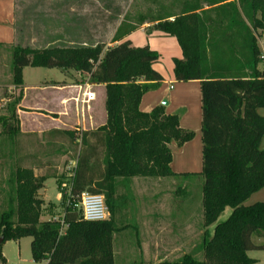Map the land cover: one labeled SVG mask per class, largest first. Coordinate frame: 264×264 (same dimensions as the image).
I'll list each match as a JSON object with an SVG mask.
<instances>
[{
  "label": "trees",
  "instance_id": "obj_1",
  "mask_svg": "<svg viewBox=\"0 0 264 264\" xmlns=\"http://www.w3.org/2000/svg\"><path fill=\"white\" fill-rule=\"evenodd\" d=\"M226 1L214 0L215 4ZM239 3L244 15L234 10V18L219 40L194 36L187 18L160 22L155 27L176 37L183 50V58L174 60L175 79L202 83L204 148L203 171L198 177L204 178L207 228L195 253L159 264H256L249 252L264 251V244L253 242L254 238L264 239V203L246 206L264 189V116L259 114L264 109V71L260 69L264 52L258 33L264 32V0ZM137 30L122 24L114 39L120 44L107 50L101 45L44 51L14 48L12 71L17 87L24 85L23 72L29 67L73 70L90 76L91 85L106 86L108 120L100 129L104 136H97V144L104 148L105 170L101 175L99 164L93 162L96 153L83 149L87 140L83 137L70 193L60 185L65 207L62 221L42 222L44 201L38 192L43 181L31 171L14 169L6 182L7 210L0 216V239L4 240L1 264H8L3 246L23 238H32V256L37 263L116 264L113 242L119 229L112 219L85 221L82 211H77L82 194L103 195L112 214L124 202L116 198L118 186L130 191L136 177H178L171 169L169 146L175 142L182 148L195 133L181 128L184 111L167 115L164 107L149 114L139 110L143 97L158 90L164 78L154 70L159 53L124 41ZM21 99L12 101L10 118L0 119L3 133L13 138L19 130L17 107ZM1 154L0 135V159ZM227 209L232 214L217 224Z\"/></svg>",
  "mask_w": 264,
  "mask_h": 264
},
{
  "label": "crops",
  "instance_id": "obj_2",
  "mask_svg": "<svg viewBox=\"0 0 264 264\" xmlns=\"http://www.w3.org/2000/svg\"><path fill=\"white\" fill-rule=\"evenodd\" d=\"M21 1L23 0H0V119L10 118L12 101L22 96L17 107L19 130L14 138L3 133V126L0 121L2 143L0 195L7 196L6 182L12 171L19 168L31 171L36 178L43 181L38 192L41 200L47 203L55 202L57 205L62 204L63 193L60 185L62 184L66 189L69 184L68 193H70L73 171L77 162L76 160L71 162L74 168L66 166V170H71V172L61 176L62 179L59 178V180L54 175H47L46 172L62 170L59 165L61 164L60 157L62 160L66 159L68 154H71L72 150L79 146L78 144H81L79 146V150H81L83 137L87 139L83 149L96 153V160H93V162L99 164L101 175L105 170L103 164L104 148L97 144V136H104L105 132L100 131V129L107 124L108 120L106 86L91 85L89 82L90 76L73 70H60V74L56 79L42 76L43 78L41 77L37 82L30 83L26 71L30 68L34 69L35 71L32 74L37 75L41 74L39 72L44 68L29 67L23 72L24 85L17 87L13 83V49L16 46H23L42 50L54 46L60 47L62 44V46H67L65 48L75 46L90 48L101 45L107 50L120 44V42H114V39L122 24L138 27L137 31L124 39V41H131L133 47H149L159 53L155 41L149 40L147 43L142 38L136 39L142 33L145 37L153 36V39L157 37V40H165L167 48L169 47L168 50L172 52V73L166 76L156 68L157 64L154 66V70L164 78V82L158 90L143 97L139 110L149 114L158 107H164L167 115L184 111L180 126L187 132H194L195 137L182 148H179L175 142L169 146L173 153L171 169L178 175L177 178L186 179L185 175L198 178V175L203 171L204 148L202 83L201 81L179 82L175 79L174 60L183 58V50L176 37L158 31L155 27L160 22H174L177 18H187L194 36L206 40H219L226 33V27L232 22L234 10L237 9L244 15L239 0H229L220 4H215L214 0H132L131 5L139 12L135 18L125 20L127 11L119 20L106 17V14L111 13L108 12L106 7H103L104 13L101 15V21L103 20V22L99 21L100 25L98 27H95L93 23H85L83 27H78L74 23L70 25L71 27H68L67 34H60L51 30L52 33L55 32L53 37L46 34L48 32L46 27L43 28V25L38 24L36 28H31V31H34L33 36L18 35L16 11L18 3ZM112 1L120 3L122 0ZM232 4L236 7H231ZM70 10L73 14L74 9L71 8ZM244 19L250 25L249 20L245 17ZM112 23L116 24L113 25ZM31 27H33L32 24ZM109 28H111L112 34H108ZM258 33L260 44V39L264 40V32L260 31ZM259 46L261 47V45ZM261 50L264 52V41ZM164 101L169 103L168 106H163ZM62 151L63 153L60 155ZM62 163H64V166L65 161ZM2 178H5L3 186H1ZM136 179H134V182ZM57 181L59 182L60 194L56 201H53L52 186ZM125 200L126 198L110 214L109 218L116 223L119 229V232L114 235L113 248L115 256H118L116 250L118 235L128 232L127 230L135 231L134 233L138 235L139 231L135 218L140 216V211L136 208L129 211L125 210ZM127 200L133 204L136 202L133 194L127 195ZM121 217L126 218L125 225L122 227H120ZM3 257H6L5 254ZM5 259L10 264L9 260ZM140 262L147 263L148 261L141 260ZM161 262L163 260L159 261V263ZM42 263L47 264V262Z\"/></svg>",
  "mask_w": 264,
  "mask_h": 264
},
{
  "label": "rangeland",
  "instance_id": "obj_3",
  "mask_svg": "<svg viewBox=\"0 0 264 264\" xmlns=\"http://www.w3.org/2000/svg\"><path fill=\"white\" fill-rule=\"evenodd\" d=\"M131 4L132 0H122L120 3H116L112 0H23L17 5L16 29L18 35L23 34L24 37L33 36L34 31H31V28H36L37 24L43 25V28L46 27L48 30L46 34H48L49 37H53V33H55H52L51 30L57 31V33L60 34H67L68 27H71L70 25L74 23L78 25V27H83L85 23H93L95 27H98L100 25L99 21H101V15L104 13L103 7H106L108 12L111 13L106 14V17L119 20L127 11L125 20L132 17L135 18L139 12L135 10ZM71 8L74 9L73 14L70 10ZM101 22H103V20ZM31 24L33 27H31ZM112 24L114 25L116 23ZM107 32L108 34H112L111 28H109ZM138 38H142L147 43L149 40L155 41V46L161 55L156 68L166 76L172 73V52L168 50L169 47L167 48L165 40H157V37L153 39V36L145 37L142 33L136 37V39ZM260 40L259 45L262 47L264 40ZM61 46L62 44L60 47L54 46L53 48L67 47L66 45ZM70 48H79V46ZM44 50L48 49H42L40 51ZM261 69L264 70V63ZM34 71L35 70L31 68L26 71L27 79L30 83L37 82L42 76L56 79L60 74L59 69L52 70L44 68L39 72L41 74L37 75L32 74ZM105 94L107 111V90ZM259 114L264 116V109L259 110ZM78 145L80 146L81 144ZM79 146L75 150H72V153L68 154L66 159L62 160L60 157L61 164L59 165L62 167V170L48 171L46 174L50 176L54 175L59 180L61 176L71 172V170H66L65 167L74 168L71 162L77 159L80 152ZM261 148L264 149V140ZM62 153L63 151L60 152V155H62ZM64 161L65 165L63 166L64 163L62 162ZM136 178L139 179H136L134 182V178L131 181L130 191L126 186H118L116 191V197L118 199L126 198L125 210L129 211L136 208L140 211V216L135 218L139 227L138 235L134 233L135 231L130 230L118 235L116 244L118 256H115V263L131 264L146 260L149 264H159L161 260L173 262L186 254L195 253L202 244L204 234L207 231L203 199L204 178ZM1 181V186H3L5 178H2ZM58 183L57 181V183L52 186L53 201H56L60 194ZM69 186L68 184V188H66L67 192L69 191ZM131 193L134 195L136 201L134 204L127 200V195H132ZM6 197L7 196L2 194L0 195V216L7 210ZM257 203H264V189L252 196L246 203V206H252ZM77 209L78 212L82 211V205L80 203ZM64 212L65 207L63 203L57 205L55 202L47 203L44 201L41 221H62ZM231 214L232 210L227 209L217 224L228 220ZM120 219V227H122L125 225L126 218L121 217ZM210 228L212 230L214 226ZM66 229L67 227L64 228V230ZM253 242L255 245H263L264 239L254 238ZM31 243L32 238H23L19 242L9 241L3 246L2 254H5V258L9 260L10 264H44L37 263L33 260ZM152 250H154V252H152ZM249 256L257 260L256 264H264V251H251L249 252ZM199 258L202 259L203 255H199Z\"/></svg>",
  "mask_w": 264,
  "mask_h": 264
},
{
  "label": "built area",
  "instance_id": "obj_4",
  "mask_svg": "<svg viewBox=\"0 0 264 264\" xmlns=\"http://www.w3.org/2000/svg\"><path fill=\"white\" fill-rule=\"evenodd\" d=\"M83 219L87 222H103L110 218V209L103 195L85 192L80 197Z\"/></svg>",
  "mask_w": 264,
  "mask_h": 264
},
{
  "label": "water",
  "instance_id": "obj_5",
  "mask_svg": "<svg viewBox=\"0 0 264 264\" xmlns=\"http://www.w3.org/2000/svg\"><path fill=\"white\" fill-rule=\"evenodd\" d=\"M168 102L167 101H164L163 102V106H168ZM3 242H4V240L3 239H0V248H1V246H2V244H3ZM0 264H1V259H0Z\"/></svg>",
  "mask_w": 264,
  "mask_h": 264
}]
</instances>
